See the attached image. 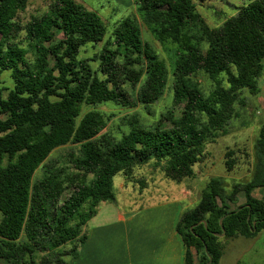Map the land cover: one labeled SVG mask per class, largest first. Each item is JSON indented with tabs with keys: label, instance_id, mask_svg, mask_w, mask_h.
<instances>
[{
	"label": "trees",
	"instance_id": "obj_1",
	"mask_svg": "<svg viewBox=\"0 0 264 264\" xmlns=\"http://www.w3.org/2000/svg\"><path fill=\"white\" fill-rule=\"evenodd\" d=\"M45 1L44 12L22 22L29 0H0V75L9 70L14 81L6 96L0 88V264H70L100 203L117 201L120 172L131 179L154 161L173 181L194 178L207 144L229 133L244 91L257 94L264 73V0L241 6L217 27L194 0H134L135 12L108 37L98 12L76 0ZM140 22L162 44L177 45L172 69L143 38ZM102 42L83 56L86 46ZM199 73L213 81L208 94L194 79ZM170 81L171 107L151 122L124 117L128 130L119 137L103 132L111 117L102 111L82 115L85 106L104 103L151 110ZM233 154H226L228 171ZM251 172L232 184L212 176L181 213L184 264H219L223 233L251 238L264 230V198L254 195L264 193V126Z\"/></svg>",
	"mask_w": 264,
	"mask_h": 264
},
{
	"label": "rangeland",
	"instance_id": "obj_2",
	"mask_svg": "<svg viewBox=\"0 0 264 264\" xmlns=\"http://www.w3.org/2000/svg\"><path fill=\"white\" fill-rule=\"evenodd\" d=\"M88 9L94 10L100 14L105 25L107 26L108 37L114 30L115 26L123 19L131 16L135 12V2L129 4V0H76ZM197 9L204 17L206 22L212 26H220L227 17L236 14L237 10L253 0H194ZM48 8L45 0H29L26 10L21 14L22 22H26L32 15L44 12ZM141 23L143 38L150 41L159 51L160 56L166 60L170 69H172L175 59V51L177 45L173 43L162 44L156 40L153 33L145 24ZM58 34L53 43L61 39ZM26 44V41L24 42ZM102 43L97 45H88L83 49L84 57H92L98 52ZM31 54H29V57ZM96 66V64H94ZM194 79L199 82L206 94L213 88V81L204 73L197 74ZM225 83V81H224ZM14 86L11 71L6 70L0 75V88H2L5 96ZM245 100L243 105H237L236 108L240 112L238 117L232 119L229 126V133L218 136L210 141L205 149L203 160L195 165L196 179L188 178L190 185L186 182V186H194L200 191L206 186L212 176H224L229 184L234 181L246 180L251 176L254 144L258 137L260 129L264 126V73L260 79V91L252 94L244 91L242 95ZM173 91L171 89V81L169 89L165 96L155 104L151 110L145 106L139 105L136 108H126L111 103H104L92 106H85L82 115L88 110L96 109L110 116L108 126L103 132L109 131L115 136H121L128 130V125L123 120L126 116L136 115L143 122H151L157 120L162 113H165L172 105ZM181 107L176 109V115L181 113ZM68 146L56 150L54 155L63 152ZM234 151L233 158L236 159V165L231 171L226 168V154ZM38 175L41 174L39 170ZM114 190L118 205L123 209L133 207L143 203H151L153 201L166 198L170 195L164 193L165 186L172 188L177 187V182L167 178L160 166H156L154 161L137 167L134 170L133 177L127 178L122 172L116 174L113 179ZM126 183V188L122 189L121 184ZM144 184L153 185L154 190L150 193L138 196L139 189L143 190ZM177 193V190H174ZM173 191V192H174ZM166 192V191H165ZM196 195V194H195ZM254 195L264 198V193L260 189L254 191ZM196 199V197L194 196ZM241 200L244 197L241 196ZM2 214L0 212V220ZM220 240L224 245L223 264H264V230H261L256 236L251 238L237 237L228 239L221 235Z\"/></svg>",
	"mask_w": 264,
	"mask_h": 264
},
{
	"label": "crops",
	"instance_id": "obj_3",
	"mask_svg": "<svg viewBox=\"0 0 264 264\" xmlns=\"http://www.w3.org/2000/svg\"><path fill=\"white\" fill-rule=\"evenodd\" d=\"M186 182H177L175 188L166 185L164 193L170 195L166 198L128 209L117 201L100 203L97 214L88 221V238L70 264H184L185 249L176 223L182 212L197 203L200 193L194 186L187 187ZM126 187V183L121 184L122 189ZM150 189L154 190L153 185L144 184L138 196L142 198ZM244 202L245 197L238 201ZM223 258L224 252L219 264H223Z\"/></svg>",
	"mask_w": 264,
	"mask_h": 264
},
{
	"label": "water",
	"instance_id": "obj_4",
	"mask_svg": "<svg viewBox=\"0 0 264 264\" xmlns=\"http://www.w3.org/2000/svg\"><path fill=\"white\" fill-rule=\"evenodd\" d=\"M252 228L253 230H256V222L254 221L253 224H252ZM225 235V233L222 234V236ZM212 262V259L209 260V263ZM207 263V264H209Z\"/></svg>",
	"mask_w": 264,
	"mask_h": 264
}]
</instances>
